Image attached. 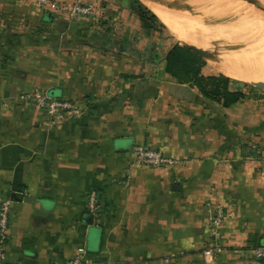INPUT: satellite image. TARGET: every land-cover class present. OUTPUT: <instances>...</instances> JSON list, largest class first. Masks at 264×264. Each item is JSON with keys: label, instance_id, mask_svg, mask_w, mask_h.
Masks as SVG:
<instances>
[{"label": "crops", "instance_id": "crops-1", "mask_svg": "<svg viewBox=\"0 0 264 264\" xmlns=\"http://www.w3.org/2000/svg\"><path fill=\"white\" fill-rule=\"evenodd\" d=\"M108 9L99 26L45 19L33 0H0L7 262L63 264L79 249L94 264L253 261L264 243V95L242 90L227 108L204 98L165 72L173 45L160 49L137 17L111 23ZM33 91L73 101L82 114L53 124L21 98ZM136 146L178 163L136 164ZM90 191L99 211L88 224ZM214 206L225 212L215 235Z\"/></svg>", "mask_w": 264, "mask_h": 264}, {"label": "bare ground", "instance_id": "bare-ground-1", "mask_svg": "<svg viewBox=\"0 0 264 264\" xmlns=\"http://www.w3.org/2000/svg\"><path fill=\"white\" fill-rule=\"evenodd\" d=\"M140 1L180 42L215 66L218 72L234 79L245 77L240 79L247 78L246 83H252L248 80L253 77H264V74L259 73L261 65L264 66L262 61L260 65L252 62L258 57L257 51L246 49L247 44L253 46L257 43L259 46L264 41L262 24L251 21L244 14L264 22V8L256 2L217 0L219 4H216L212 0ZM261 72L264 73V68Z\"/></svg>", "mask_w": 264, "mask_h": 264}, {"label": "built area", "instance_id": "built-area-1", "mask_svg": "<svg viewBox=\"0 0 264 264\" xmlns=\"http://www.w3.org/2000/svg\"><path fill=\"white\" fill-rule=\"evenodd\" d=\"M34 4L42 11L66 16L71 19L92 18L95 12L91 7L79 0H33ZM33 103L42 111L47 119L53 123H62L70 119L81 116L82 107L72 101L55 98L46 92L33 91L28 95L22 96ZM136 164L150 167H172L178 163L177 160L164 155L161 151L145 146L133 148ZM99 200L96 191H90L87 200L88 212L92 215L99 211ZM10 200L0 201V264H9L6 260L5 245L8 234ZM225 217L224 209L221 206H214L211 210L210 225L211 233L216 234V229L222 224ZM251 256L256 262L264 260V247H256L251 250ZM63 264H94L92 258L87 256L83 249H79L75 257L67 260Z\"/></svg>", "mask_w": 264, "mask_h": 264}, {"label": "trees", "instance_id": "trees-1", "mask_svg": "<svg viewBox=\"0 0 264 264\" xmlns=\"http://www.w3.org/2000/svg\"><path fill=\"white\" fill-rule=\"evenodd\" d=\"M130 3L131 11L137 16L145 31L156 30L154 23L164 28L158 18L139 0H130ZM165 61V72L169 76L195 87L204 98L212 102L227 108L245 98L241 91L230 89V86L231 84L246 87L248 85L240 84L239 81L222 74L204 76L201 71L206 66V61L185 45L174 44L165 54ZM259 262L264 264V260Z\"/></svg>", "mask_w": 264, "mask_h": 264}, {"label": "rangeland", "instance_id": "rangeland-1", "mask_svg": "<svg viewBox=\"0 0 264 264\" xmlns=\"http://www.w3.org/2000/svg\"><path fill=\"white\" fill-rule=\"evenodd\" d=\"M81 1L82 3H84L85 5L91 7V9L93 10V12H95V16L90 18L89 22H86V23H94V24H97V25H101L102 22H106V18H105V15L104 14H101L102 11H101V6L105 4H108L109 5V9H108V12H107V16L108 17V20L111 21V23L115 24V23H127V24H130L131 23V20L134 19L135 17H137L132 11H131V3H130V0H99V2H96V3H91V2H84V0H79ZM103 1V3H102ZM140 1V0H139ZM214 1V3L216 4H219L217 0H212ZM211 1V2H212ZM253 2H256L259 6L263 7L264 8V3L260 2L259 0H252ZM141 2V1H140ZM209 2V3H211ZM142 3V2H141ZM143 4V3H142ZM158 4V3H157ZM144 5V4H143ZM145 6V5H144ZM146 7V6H145ZM147 8V7H146ZM112 9V10H111ZM124 11V15H126L127 17L124 18V22L121 21V20H118L119 19V12L120 11ZM243 10V9H242ZM244 12V11H243ZM104 13V12H103ZM133 14V15H132ZM244 14L253 22H258V24H262V28H264V22L262 21H259V20H256L250 16H248L245 12ZM114 15V16H113ZM111 16V18H110ZM156 16V15H155ZM67 20H75V19H71V18H68L66 16H64ZM157 17V16H156ZM92 19V20H91ZM136 19V18H135ZM81 20V19H80ZM78 20V21H80ZM63 21H66V20H63ZM158 21L161 23V21L159 20L158 18ZM106 24V23H104ZM162 25H164L163 23H161ZM155 25V28L156 30H153V31H149V33H153V36H154V41L156 43H158V47L164 51L168 50L169 47H171L172 45L174 44H179V45H185L183 44L182 42H180L169 30L168 28L164 25V28L160 26V24L158 23H154ZM142 27V26H141ZM144 30V29H143ZM145 32V31H144ZM144 38H147L150 39L151 37L148 35L147 37L143 35V33L140 35V39L144 40ZM148 46L150 45V42H148ZM252 47V49H251ZM246 49H249V50H256L257 51V54H258V57H256V59H253L252 62L255 61V64H261V61L262 63L264 64V41L261 42V44L258 46L257 43L254 44L252 46V44H247L246 46ZM251 59V58H250ZM250 59H249V62H250ZM261 60V61H260ZM258 62V63H257ZM261 71H263V68L264 66L261 65ZM259 72L261 74H264L262 72ZM204 73L206 75H220L222 73L218 72V70L215 68V66H213L212 64L206 62V68L204 69ZM224 75V74H222ZM226 76V75H224ZM263 76V75H262ZM228 77V76H226ZM242 76L240 77H237L236 79L234 78H231V77H228L230 79H233L235 81H239L240 84H246L248 85L247 87L246 86H235L233 84H231L230 86V89L232 88H235V89H239V91L242 92L243 91H252L254 93H260L261 95H264V91H259V90H256L254 88H250V84L249 83H246V79H240ZM258 77V76H256ZM242 78H245V77H242ZM240 79V80H239ZM255 79V80H253ZM253 79H249L248 81H251L252 83H258L257 79L259 81H264V77L262 79H259V78H255L253 77ZM244 99V98H243ZM73 102V101H72ZM76 119V118H75ZM253 261H256V260H253ZM251 262V261H249Z\"/></svg>", "mask_w": 264, "mask_h": 264}, {"label": "water", "instance_id": "water-1", "mask_svg": "<svg viewBox=\"0 0 264 264\" xmlns=\"http://www.w3.org/2000/svg\"><path fill=\"white\" fill-rule=\"evenodd\" d=\"M260 2L264 3V0H259ZM52 17V13L50 12H46L45 13V19H50ZM187 46V45H185ZM188 47V46H187ZM190 48V47H189ZM191 49V48H190ZM192 50V49H191ZM194 51V50H192ZM195 52V51H194ZM197 53V52H195ZM198 54V53H197ZM199 55V54H198ZM201 56V55H199ZM202 57V56H201ZM203 58V57H202ZM204 59V58H203ZM205 60V59H204ZM251 87H253L254 89L256 90H259V91H264V82H258V83H249ZM11 199L14 200V195H11ZM86 222L88 224H91L92 223V220H93V215L90 214V215H87L86 217ZM261 247H264V243L261 244ZM240 264H263V263H260V262H256V261H251V262H245V263H240Z\"/></svg>", "mask_w": 264, "mask_h": 264}]
</instances>
